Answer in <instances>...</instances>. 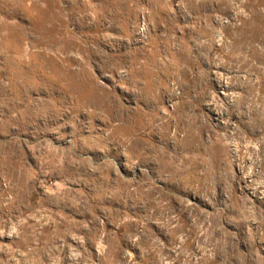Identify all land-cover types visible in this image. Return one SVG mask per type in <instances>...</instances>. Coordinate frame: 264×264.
Listing matches in <instances>:
<instances>
[{
  "label": "rangeland",
  "instance_id": "rangeland-1",
  "mask_svg": "<svg viewBox=\"0 0 264 264\" xmlns=\"http://www.w3.org/2000/svg\"><path fill=\"white\" fill-rule=\"evenodd\" d=\"M0 264H264V0H0Z\"/></svg>",
  "mask_w": 264,
  "mask_h": 264
}]
</instances>
